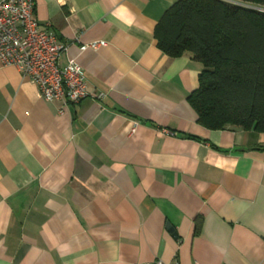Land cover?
I'll use <instances>...</instances> for the list:
<instances>
[{"label":"crops","instance_id":"1","mask_svg":"<svg viewBox=\"0 0 264 264\" xmlns=\"http://www.w3.org/2000/svg\"><path fill=\"white\" fill-rule=\"evenodd\" d=\"M177 1L35 0L92 96L0 63V264H264V131L197 121L203 64L154 36Z\"/></svg>","mask_w":264,"mask_h":264},{"label":"trees","instance_id":"2","mask_svg":"<svg viewBox=\"0 0 264 264\" xmlns=\"http://www.w3.org/2000/svg\"><path fill=\"white\" fill-rule=\"evenodd\" d=\"M235 1L178 0L154 36L166 55L203 64L188 96L200 124L264 131V0Z\"/></svg>","mask_w":264,"mask_h":264},{"label":"built area","instance_id":"3","mask_svg":"<svg viewBox=\"0 0 264 264\" xmlns=\"http://www.w3.org/2000/svg\"><path fill=\"white\" fill-rule=\"evenodd\" d=\"M104 44L94 41L80 46V50ZM64 50L66 45L54 34L39 28L35 0H0V63L18 68L43 100L75 104L92 95L79 63L69 60L65 66L59 65L58 58ZM103 97V93L94 94L95 99ZM139 264L170 263L156 260Z\"/></svg>","mask_w":264,"mask_h":264},{"label":"water","instance_id":"4","mask_svg":"<svg viewBox=\"0 0 264 264\" xmlns=\"http://www.w3.org/2000/svg\"><path fill=\"white\" fill-rule=\"evenodd\" d=\"M230 1V0H229ZM232 2V1H231Z\"/></svg>","mask_w":264,"mask_h":264}]
</instances>
